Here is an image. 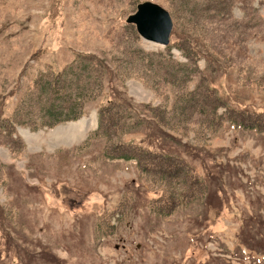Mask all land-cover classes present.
I'll list each match as a JSON object with an SVG mask.
<instances>
[{
    "label": "rangeland",
    "instance_id": "obj_1",
    "mask_svg": "<svg viewBox=\"0 0 264 264\" xmlns=\"http://www.w3.org/2000/svg\"><path fill=\"white\" fill-rule=\"evenodd\" d=\"M147 1L173 19L167 47L127 23ZM68 68L84 116L47 127L39 81ZM114 98L131 108L100 126ZM252 214L264 0H0V264H264L241 243Z\"/></svg>",
    "mask_w": 264,
    "mask_h": 264
},
{
    "label": "trees",
    "instance_id": "obj_2",
    "mask_svg": "<svg viewBox=\"0 0 264 264\" xmlns=\"http://www.w3.org/2000/svg\"><path fill=\"white\" fill-rule=\"evenodd\" d=\"M172 35L174 36V33ZM80 59L81 61L84 60L85 63H87V61L94 60L95 57L79 56L78 60ZM71 68H68L61 74L47 78L48 83H45L42 79L39 81L41 82L39 83L42 86L41 88H43L42 90L39 89L40 93L51 92L55 97L54 100L51 101V104L45 107V109L43 110L44 118L47 119V122H45V126L47 127L53 128L60 124L77 122L84 116V105L82 106V103L80 104V106L77 105L76 102H80V99L73 98L72 95V92H76V90L71 89V86L73 85L72 83L74 82L71 79ZM83 76L80 77L79 75L77 78H75V81L80 82ZM68 82L70 83V88ZM78 88H80L81 91L83 89L81 87ZM120 104L127 107L128 110L131 108V104L127 101V99L123 98L118 100L114 98L113 100L109 101L108 104L104 106L103 109L99 112L100 126H102L104 122L106 112L108 110L113 111L114 108H121L117 106ZM146 124H149V127H147L148 130L153 127L152 131H149L150 138H159L165 134V131L161 127L157 126L154 122L146 121ZM150 138L149 140H151ZM263 230L264 217L262 215L256 216L252 214L244 224L241 233V243H243V245L246 246L247 249L260 252L264 255V233H262Z\"/></svg>",
    "mask_w": 264,
    "mask_h": 264
},
{
    "label": "water",
    "instance_id": "obj_3",
    "mask_svg": "<svg viewBox=\"0 0 264 264\" xmlns=\"http://www.w3.org/2000/svg\"><path fill=\"white\" fill-rule=\"evenodd\" d=\"M127 23L135 25L144 40L165 47L170 45L174 23L169 11L161 5L151 1L139 4Z\"/></svg>",
    "mask_w": 264,
    "mask_h": 264
},
{
    "label": "bare ground",
    "instance_id": "obj_4",
    "mask_svg": "<svg viewBox=\"0 0 264 264\" xmlns=\"http://www.w3.org/2000/svg\"><path fill=\"white\" fill-rule=\"evenodd\" d=\"M77 125V124H76ZM76 128V131L78 132V134H80V132L79 131H81V129H82V124L80 125V126H78V127H74V129ZM73 129V130H74Z\"/></svg>",
    "mask_w": 264,
    "mask_h": 264
},
{
    "label": "crops",
    "instance_id": "obj_5",
    "mask_svg": "<svg viewBox=\"0 0 264 264\" xmlns=\"http://www.w3.org/2000/svg\"><path fill=\"white\" fill-rule=\"evenodd\" d=\"M80 125H81V123H79V124H77V125L73 124V127H78V126H80ZM82 133H83V132H82V129H81L80 134H82ZM80 134H79V135H80ZM79 135H78V136H79Z\"/></svg>",
    "mask_w": 264,
    "mask_h": 264
}]
</instances>
